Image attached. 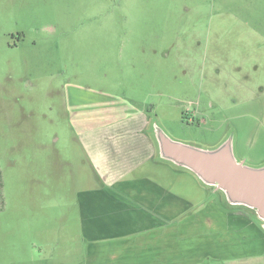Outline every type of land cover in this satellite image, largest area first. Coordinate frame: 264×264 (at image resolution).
<instances>
[{
  "label": "rangeland",
  "instance_id": "1",
  "mask_svg": "<svg viewBox=\"0 0 264 264\" xmlns=\"http://www.w3.org/2000/svg\"><path fill=\"white\" fill-rule=\"evenodd\" d=\"M82 102L264 167V0H0V264H86Z\"/></svg>",
  "mask_w": 264,
  "mask_h": 264
},
{
  "label": "crops",
  "instance_id": "2",
  "mask_svg": "<svg viewBox=\"0 0 264 264\" xmlns=\"http://www.w3.org/2000/svg\"><path fill=\"white\" fill-rule=\"evenodd\" d=\"M79 109L74 178L86 264H247L264 253L263 225L252 210L154 159L157 142L144 113L119 120L101 113L87 126L83 102Z\"/></svg>",
  "mask_w": 264,
  "mask_h": 264
},
{
  "label": "water",
  "instance_id": "3",
  "mask_svg": "<svg viewBox=\"0 0 264 264\" xmlns=\"http://www.w3.org/2000/svg\"><path fill=\"white\" fill-rule=\"evenodd\" d=\"M163 160L194 173L204 184L221 191L233 206L246 207L264 223V167L252 169L235 161L231 141L207 152L170 141L155 129Z\"/></svg>",
  "mask_w": 264,
  "mask_h": 264
}]
</instances>
